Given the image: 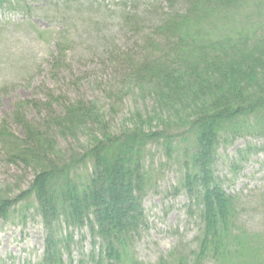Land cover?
Wrapping results in <instances>:
<instances>
[{
    "label": "trees",
    "instance_id": "trees-1",
    "mask_svg": "<svg viewBox=\"0 0 264 264\" xmlns=\"http://www.w3.org/2000/svg\"><path fill=\"white\" fill-rule=\"evenodd\" d=\"M6 1L0 0V8ZM181 1L182 8H164L144 34L131 77L160 90L156 95L161 106H194L180 132L173 134L171 126L146 131L142 122L64 160L49 157L55 142L48 131L26 123L20 139L0 126V145L10 160L39 169L28 191L0 200V220L11 218L21 200L33 197L46 228L40 264H66L74 231L85 228L94 245L99 242L103 248L99 264H140L130 245L144 225L151 146L169 159H184L180 188L201 207L198 251L159 264H203L207 259L215 264H264V237L236 231V201L215 171L222 140L242 135L251 124L260 127L264 119V32L255 29L251 17L264 0ZM62 53L59 49L55 55L57 71L64 68ZM93 111L84 101L68 104L54 126L77 129L89 124Z\"/></svg>",
    "mask_w": 264,
    "mask_h": 264
},
{
    "label": "rangeland",
    "instance_id": "rangeland-1",
    "mask_svg": "<svg viewBox=\"0 0 264 264\" xmlns=\"http://www.w3.org/2000/svg\"><path fill=\"white\" fill-rule=\"evenodd\" d=\"M262 5L251 17L255 29L264 32ZM168 7L182 8L183 3L7 0L0 8V126L20 139L26 123L48 131L47 137L55 142L49 157L64 160L106 137L135 130L142 122L146 131L171 126L173 134L180 132L178 127L193 116L194 106H161L157 88L131 80L144 34ZM138 15L145 19L138 20ZM59 49L64 68L57 71L53 65ZM79 101L95 108L89 124L77 129L54 126L53 120L63 117L68 104ZM260 122V127L251 124L242 135L222 140L215 171L236 201V231L264 237V119ZM148 150L144 225L130 252L140 264H159L198 251L201 207L180 188L184 159H169L156 146ZM38 171L33 165L13 163L0 145V200H13L28 191ZM14 209L11 218L0 220V264H40L46 228L33 197ZM74 234L65 263L99 264L103 248L98 241L94 245L89 229H76ZM203 264L215 262L207 259Z\"/></svg>",
    "mask_w": 264,
    "mask_h": 264
}]
</instances>
